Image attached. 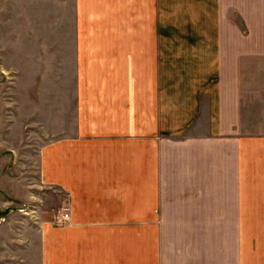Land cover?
<instances>
[{"label": "crops", "instance_id": "crops-1", "mask_svg": "<svg viewBox=\"0 0 264 264\" xmlns=\"http://www.w3.org/2000/svg\"><path fill=\"white\" fill-rule=\"evenodd\" d=\"M259 60L264 0H0V71L27 79L0 100L30 104L0 122V209L37 206L0 226V264H264ZM34 130L35 184L2 161Z\"/></svg>", "mask_w": 264, "mask_h": 264}, {"label": "rangeland", "instance_id": "rangeland-1", "mask_svg": "<svg viewBox=\"0 0 264 264\" xmlns=\"http://www.w3.org/2000/svg\"><path fill=\"white\" fill-rule=\"evenodd\" d=\"M5 62L9 64L10 60L5 61ZM257 62H258V67L254 71H264V66L261 67V65L264 64V60L255 61V63H257ZM33 63L38 64L39 61H34ZM55 63H56V61H48V66L50 67V69L55 68ZM10 72H12V73L9 74L7 72L4 73V72L0 71V85H3V84L13 85V83L18 82V78H20V77H21L20 83H27V81H26L27 79L25 76H18L13 71H10ZM34 72L36 73L38 71H34ZM40 73H45V72H40ZM54 73H55V71H49V76H44V75L37 76V75H35L34 78L31 79L33 81H30V83H32L34 85L44 84V83L52 84V79H53ZM5 89H7V92H6L7 94H5V95L8 97V100L11 101L10 97H9V94H10L9 89L10 88L8 89V87H6ZM0 99H1V97H0ZM19 105L20 106H18V108L16 109L14 106H11V104H8V106H5L4 103H2V101L0 100V122H1V119L7 118L8 115H11V113L13 112V109H14L15 110L14 116H16V118H17V120H16L17 123H15V128H16V130L21 131L22 125L20 124V122H21L20 118L22 116H25V112L27 111L26 107L29 106L30 104L26 103L25 98H24V99H22L21 104H19ZM34 106H37V105L34 104ZM45 116H46V113H44V114L38 113L35 115V118L41 120L43 118H46ZM4 125L5 124H2V126H4ZM34 127L39 128L38 125H35ZM33 137H34V147H35V149L31 150L33 152L35 151L33 157L29 156L31 151L29 150V148L28 149L26 148V146H25L26 141L18 140V142L16 143L17 148H16V152H15V141H11L9 139L8 144L14 148H11L13 150H10V149H4L3 150V151L7 150V153L8 154L10 153V155L5 156V153L3 152L2 153L3 154L2 155V161L3 162L6 161L8 164L9 159H11L12 161L16 159L18 161L19 166L20 165L25 166L28 168L29 171H31V172H26L25 173L26 175L34 174V178L30 177L29 181L26 178L25 182L35 184V183H37L38 173L36 171L34 172V170L30 169V168L33 166V163L36 165L37 155L35 153H36V149H38V145L40 143H42V141H41L39 132L37 134V130L33 131ZM38 139H40V140H38ZM37 143H39V144L37 145ZM28 157H31V158H28ZM33 158H34V160H33ZM3 162H2V164H3ZM12 173L17 175V176L21 175L20 173H18V171L16 172L14 170L12 171ZM17 185H18L17 189L19 190V192L17 194L21 193V194H23V196H25V194L31 195L35 199L36 198L40 199V195L42 196V190L40 188H37L36 186H33L34 187L33 189L31 186H29V187H31V190L26 191V187H28V186H25L22 184H17ZM8 192L12 193V191H4V190L2 192L3 206L0 209V226L4 223H6L8 226L7 222L9 221L10 217H12V214L15 213V212H12V211H14L15 207H17L19 209V211H21L20 209H22V208H28L27 211L21 212V214H23V216L28 214L29 217H31V214H32V212H34V210L35 211L37 210L36 209L37 206L35 203H25V202H20V201H17V202L12 201L11 195ZM43 193H45L44 194L45 195L44 196L45 197V203L49 202L50 205H56V193H55V191L52 190V188L50 189V191L48 190L47 193L44 191H43ZM28 201H30V200H28ZM37 201H39V200H37ZM4 236H5V234L0 235V242H1V238H4ZM8 237H9V234H6V237L4 240H6ZM10 247L11 246L8 245L7 247L3 248L0 245V254H2V252L6 251V250H7V252H11Z\"/></svg>", "mask_w": 264, "mask_h": 264}, {"label": "built area", "instance_id": "built-area-1", "mask_svg": "<svg viewBox=\"0 0 264 264\" xmlns=\"http://www.w3.org/2000/svg\"><path fill=\"white\" fill-rule=\"evenodd\" d=\"M64 211L65 212L60 213V215L55 213L53 221L56 222V223L60 222L62 224L64 222H67L70 219V217H71V214H70V211H69V207L65 208Z\"/></svg>", "mask_w": 264, "mask_h": 264}]
</instances>
